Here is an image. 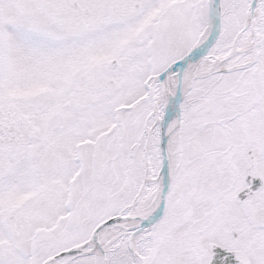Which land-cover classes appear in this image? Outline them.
I'll return each instance as SVG.
<instances>
[{
    "label": "snow or ice",
    "instance_id": "snow-or-ice-1",
    "mask_svg": "<svg viewBox=\"0 0 264 264\" xmlns=\"http://www.w3.org/2000/svg\"><path fill=\"white\" fill-rule=\"evenodd\" d=\"M0 264H264V0H0Z\"/></svg>",
    "mask_w": 264,
    "mask_h": 264
}]
</instances>
